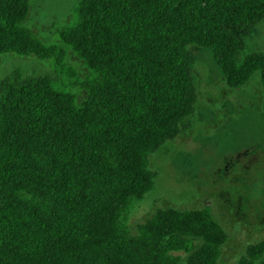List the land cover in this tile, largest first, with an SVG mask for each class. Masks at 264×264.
I'll use <instances>...</instances> for the list:
<instances>
[{
    "label": "trees",
    "instance_id": "1",
    "mask_svg": "<svg viewBox=\"0 0 264 264\" xmlns=\"http://www.w3.org/2000/svg\"><path fill=\"white\" fill-rule=\"evenodd\" d=\"M30 0H0V64L68 59L72 84L19 69L0 79V264H216L227 241L210 209L128 214L154 189L148 157L189 127L191 50L229 89L259 78L242 39L264 0H78L58 52L29 27ZM264 238L234 264H257Z\"/></svg>",
    "mask_w": 264,
    "mask_h": 264
},
{
    "label": "rangeland",
    "instance_id": "2",
    "mask_svg": "<svg viewBox=\"0 0 264 264\" xmlns=\"http://www.w3.org/2000/svg\"><path fill=\"white\" fill-rule=\"evenodd\" d=\"M78 0H30L29 27L56 52L57 32L74 20ZM244 55L264 52V20L242 40ZM195 102L189 127L148 157L154 189L128 214V229L148 220L156 210L196 211L208 207L224 230L226 243L216 264H234L245 247L264 238V113L259 78L238 89L226 87L209 50H191ZM72 84L81 73L67 60L49 59L43 66L19 58L0 64V79L19 69L53 75ZM264 264V257L257 263Z\"/></svg>",
    "mask_w": 264,
    "mask_h": 264
}]
</instances>
